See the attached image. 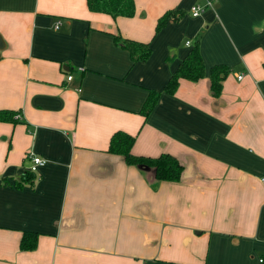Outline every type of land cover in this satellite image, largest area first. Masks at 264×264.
Returning <instances> with one entry per match:
<instances>
[{
	"label": "crops",
	"instance_id": "0c3cea01",
	"mask_svg": "<svg viewBox=\"0 0 264 264\" xmlns=\"http://www.w3.org/2000/svg\"><path fill=\"white\" fill-rule=\"evenodd\" d=\"M135 4L114 17L87 0H0V110L22 117L0 120V264H264V0ZM116 34L150 42L148 59ZM197 42L205 75L167 92ZM217 64L230 72L214 95ZM118 130L137 155L177 156L181 178L110 152ZM31 152L46 163L18 186Z\"/></svg>",
	"mask_w": 264,
	"mask_h": 264
},
{
	"label": "trees",
	"instance_id": "16d2710c",
	"mask_svg": "<svg viewBox=\"0 0 264 264\" xmlns=\"http://www.w3.org/2000/svg\"><path fill=\"white\" fill-rule=\"evenodd\" d=\"M88 6L92 11L107 12L116 17L119 15L133 16L136 12L135 0H87ZM176 9L167 11L164 16L158 20L157 31L166 24L168 18L173 16L175 19L179 18L181 12L175 13ZM179 14V15H178ZM116 42L127 48L134 61L147 60L152 52L150 42L138 41L128 37H122L119 34L115 35ZM205 62L199 47V43L188 52L182 62L179 64L176 71L172 74L169 81L165 85V90L169 93H174L180 83L181 78H188L197 80L205 75ZM230 72V67L227 64H217L211 68V90L214 95H219L223 88V81ZM160 92L152 90L147 98L143 113L147 115L156 104ZM18 114V115H17ZM21 117V112L14 110L2 109L0 110L1 121L16 122ZM136 136L123 131H116L110 139L109 151L112 153L121 154L129 164H147L155 168L156 177L159 180L176 181L181 178L184 165L177 156L170 152H163L158 156L137 155L132 152ZM35 173L27 171L23 175V181L18 182L21 186L23 182L32 181L35 178ZM38 233L35 231H24L21 238L22 249H33L37 246Z\"/></svg>",
	"mask_w": 264,
	"mask_h": 264
},
{
	"label": "built area",
	"instance_id": "2783aa9c",
	"mask_svg": "<svg viewBox=\"0 0 264 264\" xmlns=\"http://www.w3.org/2000/svg\"><path fill=\"white\" fill-rule=\"evenodd\" d=\"M192 14L193 15H198L202 10H203V7L199 4H196V5H193L192 8ZM189 43V41H188ZM72 74H68L67 78L70 80L72 79ZM239 77L241 78L242 75H239ZM29 159L31 161V166H30V171L33 172V173H36L39 169V167L43 166L45 163H46V159L45 157L39 155V154H36V153H33L31 152L29 154ZM262 182L264 184V175L262 176ZM263 259H261L262 261Z\"/></svg>",
	"mask_w": 264,
	"mask_h": 264
},
{
	"label": "water",
	"instance_id": "95a60500",
	"mask_svg": "<svg viewBox=\"0 0 264 264\" xmlns=\"http://www.w3.org/2000/svg\"><path fill=\"white\" fill-rule=\"evenodd\" d=\"M1 42H2V38H1V35H0V48H1Z\"/></svg>",
	"mask_w": 264,
	"mask_h": 264
},
{
	"label": "rangeland",
	"instance_id": "374dc122",
	"mask_svg": "<svg viewBox=\"0 0 264 264\" xmlns=\"http://www.w3.org/2000/svg\"><path fill=\"white\" fill-rule=\"evenodd\" d=\"M190 11H191V8H190ZM190 14L192 15V11L190 12Z\"/></svg>",
	"mask_w": 264,
	"mask_h": 264
}]
</instances>
